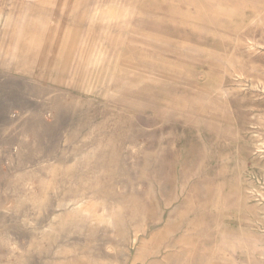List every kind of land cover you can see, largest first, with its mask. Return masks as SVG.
Masks as SVG:
<instances>
[{
	"label": "rangeland",
	"instance_id": "374dc122",
	"mask_svg": "<svg viewBox=\"0 0 264 264\" xmlns=\"http://www.w3.org/2000/svg\"><path fill=\"white\" fill-rule=\"evenodd\" d=\"M21 1L25 0H0V13L15 20L22 12ZM26 1L31 9L43 2L47 8L44 18L36 10L28 16L30 23L38 18L41 21L37 32L29 34L34 36L29 41L34 64L31 61L18 70L4 69L6 56L15 47L11 43L14 28L0 25V240L17 246L13 250L17 260L13 264H32L33 258L37 264L49 261L58 264L71 258L81 264H105L108 259L118 258L120 249L107 248L105 240L97 244L98 251L92 249L94 240L101 237L119 245L125 242L134 258L141 242L159 231L168 219L173 221L172 235L176 241L192 252L197 250L198 243L211 249L221 216L237 219L241 216L242 222L253 217L254 228L262 227L264 171L258 166L264 163V150L259 142L264 134V119L253 107L260 97L252 92L245 96L253 126L247 124V110L238 112L240 125L249 130L243 140V153L238 155L232 146L222 145L217 159L208 160L214 136H208L204 143L196 131L181 123L158 122L153 130L151 109L134 111V106L123 100L125 96L115 98L111 92L117 82L102 69L96 72L98 68L88 64L91 55L102 51L111 40L118 42L119 36L131 33L135 27L147 31L155 28L154 22L139 20L138 12H153L177 22L190 20L192 15L202 12L220 19L230 13L232 1L234 9H239V0ZM258 7L253 4L250 12L260 11ZM71 12L74 16L68 18ZM220 25L228 33L239 35L241 41L218 43L210 38L198 39L189 29L183 31V37L196 45L217 46L221 53L264 58V21L255 26H245L241 21L237 24L221 21ZM66 29L74 35L82 34L78 44L75 40L66 42ZM162 30L159 33L166 34L164 27ZM27 38L28 34L20 42L21 48ZM123 44L115 58L128 69L134 83V73L143 72L139 69V51L134 44ZM199 57L201 61L188 60L187 65L200 66L198 71H189L205 77L209 71L203 61L206 56ZM238 67L239 64L230 66L234 79L229 75H221L220 79L226 77L233 84L235 77L238 79ZM95 77L104 82L111 79L101 85L100 94L90 89L97 80ZM212 87L209 84L208 91ZM197 94L192 96L198 100L207 98V94ZM234 103L238 104V99ZM140 124H147L145 132L138 130ZM187 158L189 169H185ZM55 189L61 190L59 194L55 195ZM221 195L223 200L219 199ZM139 204L140 208H134ZM121 205L137 209L126 217L134 226L127 233H122L116 224L121 220L118 215ZM45 207L51 216L42 215ZM197 208L199 214L195 213ZM138 210L146 211V218ZM84 212H90L91 216H82ZM159 218L162 220L157 221ZM147 219V233L136 234L141 222ZM75 222L81 225L73 228ZM66 225L71 226L70 232L74 231L70 239L52 232L54 227L55 232H60ZM87 225L94 227L88 229ZM95 230L98 235L86 239ZM136 236L138 239L133 242ZM49 238L54 240L50 251L46 250ZM200 238L205 241H199ZM73 239H84L85 246L71 242L72 252L68 253L65 246ZM168 242L164 240V247ZM221 245L226 247L223 242ZM32 246L41 247L40 251L32 256L22 255L24 249ZM184 256L185 263L187 256ZM157 257L146 250L135 264L153 263ZM8 258L7 253L0 251V264H5ZM260 258L256 252L253 264H261ZM192 259L193 264H198V257ZM220 259L226 260L224 256ZM123 264H133V259Z\"/></svg>",
	"mask_w": 264,
	"mask_h": 264
},
{
	"label": "bare ground",
	"instance_id": "6f19581e",
	"mask_svg": "<svg viewBox=\"0 0 264 264\" xmlns=\"http://www.w3.org/2000/svg\"><path fill=\"white\" fill-rule=\"evenodd\" d=\"M21 3L22 12L20 17H17L13 21L11 20L14 18H6L4 13H0V25H5V28L9 26H13L14 28L11 43L15 45V47L12 46L7 54L8 56H6V61L3 66L5 70H18L21 65H24L27 62L30 63L32 61V64L35 63V61L30 58V53L33 47L29 42L34 36H30L29 34L37 32L38 24L41 21H38L40 20L38 18L33 19V23H30L28 16L32 15L33 10H36L37 14L41 13L40 16L44 18L47 8L45 7L44 2L33 9H31L28 1L26 0L21 1ZM231 4L232 7H229L230 13L220 19H216L212 15L207 14V12H202L192 15L190 20L177 22L168 19V17H158L156 16L157 14H154L152 11V13H149L148 11L138 12L139 20H150L155 23V28H153L152 31H147L135 27L134 30H131V33H129L130 35L127 34L125 36H119L118 42L116 41L114 43L111 42V40L102 51L91 55L88 62L90 66L98 68L96 69V72L102 69L101 71H105V75L107 74L110 78H113L112 81L115 80L117 82V84H115V90L111 92V95H114L115 98L120 95L125 96V99L123 100H125L126 104L133 105L135 108L134 111H138L139 109L145 107H149L151 109L149 114L152 116V129L154 124L158 122L171 124L181 123L184 127L196 131L198 137L204 143L206 142L208 136H214V146H209L208 149L211 153L208 160L217 159L218 148L222 145L232 146V149H234L238 155L243 153V140L248 137L249 130H246L248 128H243L240 125V122L238 121V112L239 109L247 110V107H249L245 106V95L248 92H252L255 96L260 97L258 98L259 100L255 102L253 107L256 109V112L260 113V118L264 117V96H262L264 94V60H259L264 58L260 55L252 57L250 55L242 54L241 57H238L239 55L237 56L232 53H221L216 50L217 46L210 47L196 45L183 37V31L189 29L195 33L198 39H204L205 37L206 39L210 38L218 43L232 40L239 43L241 41L239 35L234 36V34L232 35L231 33H228L223 27H221V21L224 23L229 21L233 24H237L241 21L245 26H255L264 21V0L258 1V3L255 0H239V9H234L235 3H233V1ZM253 4L258 5V8H260V11L255 14L250 12L252 11L250 7ZM6 12L8 13V10ZM70 14L71 16L68 18L74 16V12H71ZM45 21L46 20L44 19V22ZM163 27L165 29L164 32H166L167 35L159 33L163 31ZM65 31L66 42H72L75 40L77 44L79 43L78 40H80L82 34L74 35L73 31H70V29H66ZM27 34L28 38L25 46L21 48L19 44L20 42L22 43V40ZM125 42L134 44L139 51V69L143 72L139 75L134 73V83L133 80L131 81L130 79L128 69L115 58L119 55L121 47ZM137 49H135V51ZM168 55L175 56L177 59H171ZM200 55L206 56V59L203 61H205L209 66L208 74H206L205 77H199L189 71V69L198 71L200 66H196L195 64L191 66L187 65L188 60H195L196 63L201 61V58L199 57ZM238 64L239 67L237 69L235 68L238 73V79L236 80L235 77V81L232 82L233 84H231L230 81H227L226 77L222 78V80L220 79L221 75H229L234 79L230 66L237 67ZM33 70L34 67H31L30 71ZM14 78L17 77L14 76ZM82 78L85 79L84 73ZM95 79H97V77H95ZM110 80L111 79L107 80V82H104L100 78L95 80V83L91 84L92 86L90 85L92 93L100 94L99 91L102 89L101 85L108 83ZM209 84L213 87L208 91L207 87ZM255 90H257V93ZM238 91H243V93L238 94ZM198 92L205 95L207 94V98H200V100H198V98H196V96H198ZM192 95L196 96L194 97ZM236 99H238V104L234 103ZM246 114L247 124L250 125L248 110ZM252 114L255 115L256 113ZM133 119H135L134 114ZM145 125L147 124H140V128L138 130L145 132ZM253 131H255V129ZM122 135L123 134H121V136ZM261 138L264 140V134ZM259 142L264 150V142ZM206 145L208 146V144ZM139 147L141 148L142 146ZM185 151L188 152L187 148ZM188 160L189 158L186 160L185 169L191 168L190 165H188ZM258 167L260 170L262 169L264 171V163ZM239 168L241 169V165H239ZM60 191L61 190L59 189H55V195L59 194ZM219 199L223 200L222 195ZM141 206L142 205L139 204L134 208H140ZM134 208L132 209L127 205H121L120 207L118 215L121 220L117 221L116 224L122 233H127L131 227H134L126 220L129 213L136 212L137 209ZM137 212L140 213L141 211L138 210ZM162 212L163 210H161V214ZM199 212L200 208H197L195 213L199 214ZM41 213L44 216H51L46 207L43 209V212L41 211ZM141 215L146 218L147 212L142 211ZM82 216H91V213L84 212ZM161 220L162 219L159 218L157 221ZM148 221L149 219L141 222L142 225L139 230L136 231V234L143 232L147 233L149 229ZM235 221L236 220L231 216L229 217V215L221 216V218L218 219V223L214 231L216 238L220 241L225 239L226 241L233 242L236 248L239 247V244H241L242 247H248V241H260L259 231L253 230L252 233L246 231L243 227L240 228L239 225L234 224ZM80 225L81 223L75 222L71 226L76 228ZM71 226L66 225L65 227H62L60 232H55L54 227L52 232L56 235H61L70 239V236L74 233V231L70 232L69 230ZM172 226V219L165 221V223L161 225L159 231L152 232L147 240L144 239L141 242V245L139 246L140 248H138L134 258L130 256L131 253L129 252L125 242H122V244L119 245L118 243H113L107 239H103L102 237L94 240L96 242L93 243L92 249L98 251L99 247L97 244L104 242L103 240L107 242V248L120 249L119 257L108 259L105 264H123L130 259H133V264H135L140 261L142 252L145 253L146 250H148L149 253H153L155 256H158L154 259L153 263L148 262V264H184L183 255L186 254L188 247L181 246L180 242L176 241L178 239H175L174 237L176 236L172 235ZM86 227H88V229H93L94 226L91 227L87 225ZM96 230L95 233H90V235L86 236V239L92 237L95 238L99 232H96ZM137 239L138 236H136L135 240L133 239L132 241L135 242ZM164 240L169 241L165 247ZM71 242H74L78 247L85 246L84 239H73V241H68L65 246L68 253L72 252V246L70 245ZM53 246L54 240L51 238L47 239L46 250H52ZM16 247L17 246L11 245L4 240H0V251L9 255L8 261L5 264H13L14 261L17 260V258L13 255V250ZM40 248L39 246L27 247L23 250L22 255L24 253H29V255L32 256L40 251ZM197 250L201 251V248H198ZM220 250L221 253H223L226 249L221 245ZM67 252L63 254L67 255ZM19 259L22 260L21 255L19 256ZM31 263L37 264V261L33 258ZM56 263L81 264L74 258L62 259ZM48 264H55V262L49 261ZM210 264L217 263L210 262Z\"/></svg>",
	"mask_w": 264,
	"mask_h": 264
},
{
	"label": "crops",
	"instance_id": "0c3cea01",
	"mask_svg": "<svg viewBox=\"0 0 264 264\" xmlns=\"http://www.w3.org/2000/svg\"><path fill=\"white\" fill-rule=\"evenodd\" d=\"M247 95L248 93L245 96ZM262 96H264V94ZM249 115L251 119L252 115L250 112H249ZM261 119H264V117H262ZM251 122L253 121L250 120V126H253ZM262 128H264V125L262 126ZM250 129H252V127H250ZM261 141L264 142L263 138H261ZM262 151H263V148H262ZM234 219L236 220L234 224L239 225L240 228L243 227V229L246 231H249L252 233L253 230H256V231L260 230L259 231L260 241L258 242L248 241L247 242L248 247L247 246L242 247V245L239 244V247L236 248L233 242L226 241L225 239L220 241L215 236V238H213L211 249H205L204 243L203 245H200L198 243L197 249L201 248V251L195 250L192 252L191 250H187L188 254H185L187 256V259L184 264H193L192 262L193 257H198V264H210V262H215L217 264H253L254 263L253 257H254V254H256V252L260 253V256H261L260 263L264 264V227H263L264 223L262 224V227L260 229H256L254 228L253 217L246 218L244 222H242L241 221L242 219L240 218H239L240 220L237 218H234ZM263 220H264V217H263ZM198 240L201 242L205 241L204 238H200ZM222 241H223V244H225L226 246L225 247L226 250H224L223 253H221V250H220ZM221 256H224L226 260L221 261L220 259ZM183 257L185 256L183 255Z\"/></svg>",
	"mask_w": 264,
	"mask_h": 264
}]
</instances>
